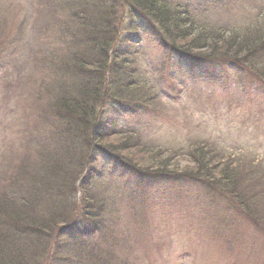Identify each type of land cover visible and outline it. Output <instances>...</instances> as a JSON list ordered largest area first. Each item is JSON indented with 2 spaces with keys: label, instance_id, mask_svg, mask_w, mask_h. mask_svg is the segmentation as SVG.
<instances>
[{
  "label": "trees",
  "instance_id": "16d2710c",
  "mask_svg": "<svg viewBox=\"0 0 264 264\" xmlns=\"http://www.w3.org/2000/svg\"><path fill=\"white\" fill-rule=\"evenodd\" d=\"M208 1L47 0L44 5L42 4L43 8L39 14L43 18L46 32H51L52 22L49 20L51 18L53 20V16L65 13L61 21L59 17L57 23L59 28L55 29L54 41L52 40L45 54L48 57L50 73L58 77L45 85L46 91H36V97L32 101L31 98L27 100L23 97L24 103L34 108L36 127L33 130L20 129L23 151L16 154L13 153L15 150L8 146L0 155V164L3 165L1 175L8 182L5 185V182L0 180V264H32L37 262L36 255L41 256L42 264H138L136 260L132 261L131 254L135 251L129 246L135 243L130 231L137 230L139 224L135 203L142 201L149 210L152 202L148 201L158 197V190L167 191V188H162L159 182L157 186L160 187H156L154 181H150L151 177L172 176H168L171 172L164 173L167 170V167L164 168L165 163L154 157L157 152L155 153L151 148L146 154L153 156L148 163L153 164L157 171H151L152 175H148L149 170L142 169L140 163L136 165L133 164L134 162L129 163L132 162L129 160V156L133 154L131 151L139 152L141 149L144 150L146 145L134 129L126 131L117 126L115 118L120 113L121 107L122 110L127 108L134 110L132 99L135 92H141L143 96L144 89H147L144 94H149L151 91L140 84L144 79L142 80L135 72L136 66H131L132 68L128 66V54L131 63L136 62V57L131 58L134 54L133 51L131 55L130 49L133 41L129 40L131 44L120 42L121 22L117 19L120 10L131 9L132 13L140 14L141 19L151 26L160 46L171 55L178 56L182 62L200 66L205 62L221 61L239 66L242 72H248L264 88V59L259 56L264 53L262 7L258 9L259 13H256L260 15L259 17L246 12L244 5L238 4V0H233V7H229V11L234 13L236 19L241 18L240 26L231 23L229 27L221 26L209 30L206 27H199L198 22L202 10H205V7L200 9L198 6ZM215 1L210 0L214 9L216 5L219 6V4L215 5ZM219 1L225 5L230 0ZM135 30L136 34H140L138 25L135 26ZM130 31L132 34L135 33L134 29ZM34 33L37 34V31ZM203 51L211 52V55L209 57L197 55V52ZM136 54L138 55L137 51ZM194 55L201 59L195 58ZM71 77L75 81L72 87L68 84ZM108 100L115 108V116L110 122L103 121L102 117ZM144 101L141 99L142 103ZM139 107L144 108L143 105ZM24 116L26 119L30 116L26 109ZM38 122L43 123L45 129L44 125L41 126ZM114 127H119L123 132ZM46 128L48 131H45ZM111 137H120L121 146L127 145L117 150L120 160L118 164L124 166L127 163L147 173V175L138 173L132 178L128 176L129 180H132L130 181L132 185L119 183L124 187L123 192H126L122 200L123 202L129 200L128 206L133 205L134 214H131L124 227L119 225L113 231L107 229L110 221L105 215L115 206V197L107 198L104 188L107 186H98V183H95L98 171L95 172L91 168L98 158V146L106 140L110 141ZM57 139L60 144L58 148L55 147L56 155L51 156L48 152H44ZM128 142L132 143L128 145ZM34 149L42 155L38 170L33 169L32 164L27 161ZM206 149L205 145L192 146L193 152L189 155L195 168L190 169L193 173H183L181 181L198 182L215 188L222 196L233 200L231 201L233 206H239L245 217L254 216L257 205L253 201L258 196L249 194L248 198L238 187L245 179L240 176L246 172L238 171V165L234 167L232 163L218 161ZM10 155L13 157L8 160L7 156ZM217 163L222 164L217 165ZM71 168L77 171V177L65 182ZM37 173L42 174L39 175V181H37ZM172 173H175L173 176H178L175 179L177 180L178 172ZM88 175L93 179L88 178ZM80 180L82 183L78 185ZM38 182L45 192H51L52 197L40 204L39 208L31 199L38 197V192L33 193L32 189ZM98 187L102 189L97 192ZM170 197L171 195L165 196L168 204H171ZM241 200L245 202V206L250 205L253 209L247 210ZM126 202L128 204V201ZM67 205L70 209L69 213L65 212ZM171 208L170 206L168 210L170 213ZM154 213V210L150 213L148 211V215ZM132 215H135L133 221ZM80 217L84 219H79ZM79 222L83 225V231ZM197 223H194L193 231L199 236L195 229ZM222 224L226 225L225 228L230 233L227 238L225 235L224 238L220 237L233 251L238 244L237 239L234 240L238 229L228 221ZM100 228H102V254L98 255L90 251L97 249V241L91 242V240L100 233L98 232ZM77 233L80 234L79 240L83 241L82 246L73 239L78 235ZM66 238H69V241L65 240ZM47 239L44 245V240ZM90 243L91 246L88 247ZM41 244L44 247L39 248ZM138 246H141L140 243H137V248Z\"/></svg>",
  "mask_w": 264,
  "mask_h": 264
},
{
  "label": "rangeland",
  "instance_id": "374dc122",
  "mask_svg": "<svg viewBox=\"0 0 264 264\" xmlns=\"http://www.w3.org/2000/svg\"><path fill=\"white\" fill-rule=\"evenodd\" d=\"M232 1L223 5V2L216 0L215 5L219 6L216 5L215 9L210 0L198 6L200 9L205 7L198 18L199 27L214 30L216 27H229L231 23L240 26L241 18L236 19L234 13L229 11V7H233ZM45 2L47 0H0V69L3 68L0 71V155L8 146H11L16 154L23 151L20 129L33 130L36 127L34 108L28 107L23 97L27 100L31 98L32 101L36 97V91H46L45 85L58 77L50 73L48 57L45 54L52 40L54 41L55 29L59 28V17L61 21L65 13L53 16L54 19L49 20L52 22L51 32H46L43 18L39 14ZM237 3L244 5L246 12H251L252 15L260 17L256 14L259 13L260 7L264 12L263 0H238ZM253 9L256 11L253 12ZM121 11L117 19L121 22L120 42L131 44L130 41H133L130 49L131 55L133 51L134 54L131 58L136 57V62L131 63L128 54V66H136L135 72L144 79L140 84L151 91L144 94L147 90L144 89L143 96L138 91L133 95L132 103L139 113L131 114L128 111L115 118L117 126L126 131H133L126 128L134 129L146 145L144 150L139 148V152L131 151L134 155L129 156L132 161L129 163H140L139 166L149 170L148 175H152V172L157 170L153 164L148 163L153 156L146 154L151 148L157 152L154 157L165 163V174H179V180H175L178 177L173 176L175 173H169L168 176H172L170 178L151 177L150 181H154L156 187H160L157 186L159 182L162 188H167V191L159 189L158 197L148 201L152 202L153 208L151 206L148 210L146 203L142 201L135 203L139 224L138 231H130L135 242L129 245L132 251H135L131 254L132 261L136 260L138 264H264V89L256 84L252 75L241 72L243 70L239 66L221 61L205 62L200 66L182 62L179 57L176 58L159 46L151 26L142 20L140 15L127 8ZM137 25L140 34H136ZM132 29L134 34L130 31ZM198 54L209 57L211 52H197ZM199 56L194 55L195 58L201 59ZM259 56L264 59V53ZM74 82L71 77L68 84L72 87ZM141 99L145 100L144 103ZM141 105L144 108H140ZM25 109L30 113L27 119L24 116ZM114 111L115 108L108 100L102 114L103 121L110 122L115 116ZM39 124L42 126L43 123ZM119 127L114 129L121 131ZM109 140L99 144L98 158L91 168L95 172L98 171L95 183H98V186H107L104 187L107 198L115 197V206L105 215L110 221L107 229L113 231L119 225L124 227L131 214H134L133 205L128 206L129 200H122L126 192H123L124 187L119 183L132 185L128 176L136 177L140 168L127 163L122 167L115 162L120 161L117 150L127 145L121 146L120 137H111ZM130 143L132 142L127 144ZM59 144L57 139L44 152L51 156L56 155ZM194 145H205L213 158L222 160L220 162L232 163L234 167L238 165V171L246 172L240 176L245 179L242 184L239 182L241 185L238 187L248 198L249 194L258 196H255L256 200L253 201L257 205L254 216L245 217L239 206H233V200L222 196L215 188L198 182L181 181L183 173H193L190 169L195 168L189 155L193 152ZM12 157L13 155L7 156L8 160ZM41 157V153L34 149L27 161L32 164L33 169L38 170ZM220 164L222 163H217ZM2 167L0 164V180L7 185V180L1 175ZM76 172L71 168L65 182L77 177ZM39 175L42 174H36L37 181L40 180ZM88 178L93 179L91 175H88ZM32 189L33 193L38 192V197H31L38 208L40 204L52 198L51 192H45L39 182ZM96 189L98 192L102 187ZM167 195H171V204L165 199ZM241 202L245 206V202ZM68 205L65 212L69 213ZM170 206L173 216L168 211ZM245 207L247 210L253 209L250 205ZM151 210L155 213L148 215ZM237 210H240L241 214ZM134 218L135 215H132V221ZM223 219L225 222L227 219L231 223L239 224V228L244 230L243 234L237 230L238 244L230 253L226 251L230 247L226 246L220 237L225 235L227 238L230 233L225 224H222ZM196 222L198 223L195 229L199 236L193 231ZM79 223L83 231V225ZM125 231L128 232L126 228ZM98 232L100 233L96 236L97 239L95 237L91 240L97 241V249L90 252L99 255L102 254V228ZM47 241L48 239L44 240V245ZM82 242L79 240V245L82 246ZM137 243L141 245L138 248ZM90 246L91 243L88 247ZM41 247H44L43 244L39 246ZM36 256L37 262L32 264H42L41 256Z\"/></svg>",
  "mask_w": 264,
  "mask_h": 264
}]
</instances>
